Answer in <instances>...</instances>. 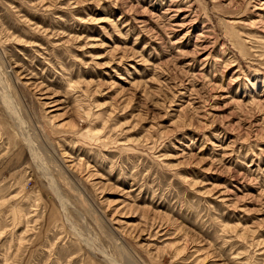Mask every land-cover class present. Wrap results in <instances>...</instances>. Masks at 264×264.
<instances>
[{
	"label": "rangeland",
	"instance_id": "1",
	"mask_svg": "<svg viewBox=\"0 0 264 264\" xmlns=\"http://www.w3.org/2000/svg\"><path fill=\"white\" fill-rule=\"evenodd\" d=\"M0 264H264V0H0Z\"/></svg>",
	"mask_w": 264,
	"mask_h": 264
}]
</instances>
